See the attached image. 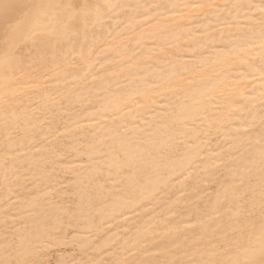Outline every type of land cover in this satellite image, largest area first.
<instances>
[{"label":"snow or ice","instance_id":"1","mask_svg":"<svg viewBox=\"0 0 264 264\" xmlns=\"http://www.w3.org/2000/svg\"><path fill=\"white\" fill-rule=\"evenodd\" d=\"M0 264H264V0H0Z\"/></svg>","mask_w":264,"mask_h":264}]
</instances>
